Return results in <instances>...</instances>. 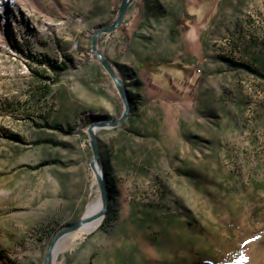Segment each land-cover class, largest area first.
Listing matches in <instances>:
<instances>
[{"label": "rangeland", "instance_id": "obj_1", "mask_svg": "<svg viewBox=\"0 0 264 264\" xmlns=\"http://www.w3.org/2000/svg\"><path fill=\"white\" fill-rule=\"evenodd\" d=\"M122 2L0 0V264L102 204L89 128L125 104L93 38ZM97 48L131 113L96 133L108 215L52 264H264V0H135Z\"/></svg>", "mask_w": 264, "mask_h": 264}, {"label": "water", "instance_id": "obj_2", "mask_svg": "<svg viewBox=\"0 0 264 264\" xmlns=\"http://www.w3.org/2000/svg\"><path fill=\"white\" fill-rule=\"evenodd\" d=\"M135 0H123L119 15L116 19V21L104 28H100L96 35L93 38V52L100 60L101 64L104 66V68L107 70L109 75L113 78L115 84L117 85L121 97L123 99V102L125 104V111L121 118L117 121H103V122H97L90 126L89 128V135L91 138V146L94 153V159L92 162V168L96 173V176L99 181L101 195H102V204L101 209L96 213L89 217L83 218L82 220L68 226L66 229H64L61 233H59L56 238L52 241L49 251L47 253L46 257V264H52L53 263V256L57 247V244L61 238L64 236L71 234L75 231L81 230L84 226L96 223L98 221H102L108 212V206H109V190H108V184L105 179V175L102 171L101 161H100V151H99V144L97 139V131L100 129H107V128H118L126 123V121L129 118V115L131 113V102L128 95V91L124 83L119 79L117 76L115 69L113 65L109 62V60L99 52L97 48V42L98 38L106 33L114 32L116 31L124 22L125 17L129 11L130 6Z\"/></svg>", "mask_w": 264, "mask_h": 264}, {"label": "trees", "instance_id": "obj_3", "mask_svg": "<svg viewBox=\"0 0 264 264\" xmlns=\"http://www.w3.org/2000/svg\"><path fill=\"white\" fill-rule=\"evenodd\" d=\"M173 22L175 24L178 23L176 20H173ZM148 62H149V60L138 61V63L140 64V68H142V69H145L146 67H151L152 74L157 73V72H161L159 69V66L161 64H163L162 62H155V63H148ZM46 65L49 67V70L51 71V73L55 76V79H54L55 84L58 83L65 76V74L69 71V66L66 63H64L62 65H58L55 63H49ZM179 67H181V65ZM137 85H139V84H137ZM56 129L61 130L60 127H57ZM42 165L44 166L47 164H42ZM108 190H109V203H111L110 188Z\"/></svg>", "mask_w": 264, "mask_h": 264}, {"label": "bare ground", "instance_id": "obj_4", "mask_svg": "<svg viewBox=\"0 0 264 264\" xmlns=\"http://www.w3.org/2000/svg\"><path fill=\"white\" fill-rule=\"evenodd\" d=\"M100 209H101L100 205H98V204L92 205V207H91L90 211L88 212V214L86 215V217H89V216H91L93 214H96ZM99 222L100 221H98L96 223H92V224L86 225L79 231L80 232H85V233H90V232L94 231L98 227Z\"/></svg>", "mask_w": 264, "mask_h": 264}, {"label": "crops", "instance_id": "obj_5", "mask_svg": "<svg viewBox=\"0 0 264 264\" xmlns=\"http://www.w3.org/2000/svg\"><path fill=\"white\" fill-rule=\"evenodd\" d=\"M147 5H148V6H151L150 4H147ZM147 5H146V6H147ZM145 9H146V8H145ZM149 11H150V7H148V9H146V11H145V13H144V15H143V16H144V17H143V20H144V19H145V20H149V19L151 18V17H149V16H150L151 14L154 15L155 12H154V13H150ZM156 17H157V16H154V18H156ZM173 29H174V31L176 32V28H173Z\"/></svg>", "mask_w": 264, "mask_h": 264}]
</instances>
